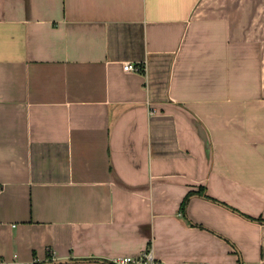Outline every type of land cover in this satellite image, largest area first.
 Wrapping results in <instances>:
<instances>
[{
	"label": "crops",
	"instance_id": "crops-1",
	"mask_svg": "<svg viewBox=\"0 0 264 264\" xmlns=\"http://www.w3.org/2000/svg\"><path fill=\"white\" fill-rule=\"evenodd\" d=\"M147 254L264 264V0H0V264Z\"/></svg>",
	"mask_w": 264,
	"mask_h": 264
},
{
	"label": "built area",
	"instance_id": "built-area-1",
	"mask_svg": "<svg viewBox=\"0 0 264 264\" xmlns=\"http://www.w3.org/2000/svg\"><path fill=\"white\" fill-rule=\"evenodd\" d=\"M123 69L126 73L141 72L144 70L142 67L134 63L125 64ZM154 113H155V110L151 111V114H154ZM113 263L114 264H156V260L153 254H147V255H144L143 257L138 256L136 258L122 257L120 259H116Z\"/></svg>",
	"mask_w": 264,
	"mask_h": 264
},
{
	"label": "trees",
	"instance_id": "trees-1",
	"mask_svg": "<svg viewBox=\"0 0 264 264\" xmlns=\"http://www.w3.org/2000/svg\"><path fill=\"white\" fill-rule=\"evenodd\" d=\"M199 194L205 196V198H207V199L213 200L211 197H209L207 195V193L205 191H202L201 190ZM191 195H193V194H191ZM191 195L187 196V198L185 199L184 203L182 204V207L181 208H182L183 213L186 212V208H187L186 206L188 204V201H189ZM90 261H100V260L90 259ZM103 263H106V264H114L113 262H109V261H104Z\"/></svg>",
	"mask_w": 264,
	"mask_h": 264
}]
</instances>
